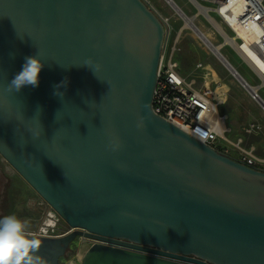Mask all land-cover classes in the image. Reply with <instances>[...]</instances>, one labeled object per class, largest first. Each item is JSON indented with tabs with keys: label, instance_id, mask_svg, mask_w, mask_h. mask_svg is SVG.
<instances>
[{
	"label": "water",
	"instance_id": "95a60500",
	"mask_svg": "<svg viewBox=\"0 0 264 264\" xmlns=\"http://www.w3.org/2000/svg\"><path fill=\"white\" fill-rule=\"evenodd\" d=\"M167 37L145 0H0V154L71 227L34 234L48 264L77 236L80 264H264V171L151 109ZM36 55L39 86L8 92Z\"/></svg>",
	"mask_w": 264,
	"mask_h": 264
},
{
	"label": "rangeland",
	"instance_id": "374dc122",
	"mask_svg": "<svg viewBox=\"0 0 264 264\" xmlns=\"http://www.w3.org/2000/svg\"><path fill=\"white\" fill-rule=\"evenodd\" d=\"M145 1L163 19L168 27L165 50L166 52L174 51V59L178 63L182 76L188 82L193 83V86L199 90L206 87L213 89L218 82H222L223 92L226 94L223 95L218 91L219 94L214 98H226L225 96L228 95V98L236 99L248 111L251 120L250 124L258 131V133H255L250 125L246 127L233 126L230 138H242V144L246 149L251 148L256 155L264 156V112L258 102L251 98V94L220 64L190 29L181 30L183 20L174 8L164 0ZM174 1L183 10L182 12L189 16L198 12L189 0ZM211 16L226 29L230 36L235 35L217 16L213 13H211ZM195 20L204 31L212 33V40L215 43L224 41L219 31L206 20L202 13L198 12ZM222 53L227 56L239 74L249 84L260 82L253 71L244 64L242 59L228 44L223 46ZM260 94L264 98V88L261 89ZM252 143L258 145L256 150L251 147ZM50 213L54 215L52 219L56 222L54 226L49 225L48 234L50 236H59L71 229L67 222L0 154V217L10 214L15 215L27 222V231L37 235L40 228L48 224L47 219ZM88 239L90 240V238L84 236H77L69 244L60 262L66 264L71 260H77L76 256L81 242Z\"/></svg>",
	"mask_w": 264,
	"mask_h": 264
},
{
	"label": "built area",
	"instance_id": "2783aa9c",
	"mask_svg": "<svg viewBox=\"0 0 264 264\" xmlns=\"http://www.w3.org/2000/svg\"><path fill=\"white\" fill-rule=\"evenodd\" d=\"M189 1L198 12V5L206 8L202 14L207 21L210 22L211 13L217 16L235 34L237 44L247 43L264 62V0ZM240 32L243 33V37L239 35ZM228 45L240 56L231 44ZM240 58L252 70L257 71L241 56ZM260 74L264 75V71ZM254 91L251 97L256 101L260 96L256 90ZM211 94V90L199 91L193 83L188 82L179 71L174 51L166 52L164 48L156 73L151 100L152 111L216 151L232 157L247 167L264 171V158L256 155L251 148L246 149L241 138L232 140L220 135L229 132L230 127L224 123L222 114L221 124L219 127L216 126L213 104H218L219 101L213 103L210 99ZM260 107L264 112V106ZM250 126L253 129V125ZM49 228V225H44L37 235L50 236ZM78 262L81 263V260Z\"/></svg>",
	"mask_w": 264,
	"mask_h": 264
},
{
	"label": "clouds",
	"instance_id": "9594fccd",
	"mask_svg": "<svg viewBox=\"0 0 264 264\" xmlns=\"http://www.w3.org/2000/svg\"><path fill=\"white\" fill-rule=\"evenodd\" d=\"M93 63L89 58L84 65L91 69ZM44 66L38 55L26 57L21 71L8 83L7 91L17 93L25 86L38 87L39 74ZM99 68L100 65L95 64V69L99 70ZM65 82L62 81L61 84L54 86L56 89L54 95L59 96V88ZM35 135L39 136L40 132ZM110 146L114 149L120 147L116 141H113ZM27 228V222L15 215L0 217V264H48L47 260L39 255L42 246L41 239L27 231Z\"/></svg>",
	"mask_w": 264,
	"mask_h": 264
},
{
	"label": "bare ground",
	"instance_id": "6f19581e",
	"mask_svg": "<svg viewBox=\"0 0 264 264\" xmlns=\"http://www.w3.org/2000/svg\"><path fill=\"white\" fill-rule=\"evenodd\" d=\"M167 4H169L172 8L173 5L168 0H164ZM174 3L175 1L172 0ZM176 4V3H175ZM177 5V4H176ZM181 10V9H180ZM198 10L200 13H205L206 8L201 7L198 5ZM183 11V10H181ZM184 13V12H183ZM198 16V12L194 15H187L184 13V15L180 13V17L183 20V26L181 30L183 29H190L194 35L203 43L206 49L210 51V53L220 62V64L233 76L235 75L230 71V69L221 61L219 54H221L227 62L237 71V69L234 67V65L229 61L227 56H225L222 53V48L225 44H231L236 51L240 54V56L248 62L250 65L253 66L255 70H257L259 73L261 71H264V62L262 61L261 57L258 55V53L250 46L247 45V43H244L242 45L237 44L235 37L230 36L226 29L218 23L214 18L210 17V23L219 31V33L222 35L224 41L222 43H215L214 40H212V33L204 31L201 27L198 26V24L195 22L196 17ZM195 27L198 29L197 32L195 30ZM242 37L244 36L242 32L239 33ZM247 40V37H245ZM251 66V67H252ZM258 73V74H259ZM236 78V77H235ZM238 81V80H237ZM239 82V81H238ZM247 82V81H246ZM240 83V82H239ZM264 83V81H263ZM240 85L245 88L241 83ZM252 87V86H251ZM254 90H256V87H252ZM257 101V100H256ZM259 104V103H258ZM260 105V104H259ZM213 108L215 110L214 118L216 119V126L219 127L221 124V116L219 113H222L228 120L229 123H238L242 124L243 121H246L249 118L248 111L234 98H228L227 101H220L219 104H213ZM47 225L54 226L56 222L52 219L54 215L50 213L48 215ZM91 240V239H90ZM89 239L87 241L81 242L78 253L76 258L78 260H83V257L85 254L90 250V248L93 245V241H90ZM78 260H71L67 264H80Z\"/></svg>",
	"mask_w": 264,
	"mask_h": 264
},
{
	"label": "crops",
	"instance_id": "0c3cea01",
	"mask_svg": "<svg viewBox=\"0 0 264 264\" xmlns=\"http://www.w3.org/2000/svg\"><path fill=\"white\" fill-rule=\"evenodd\" d=\"M236 53V52H235ZM238 55V54H237ZM239 56V55H238ZM240 57V56H239ZM243 61V60H242ZM244 62V61H243ZM244 64H246L245 62H244ZM247 65V64H246ZM248 66V65H247ZM249 67V66H248ZM250 68V67H249ZM251 69V68H250ZM252 70V69H251ZM253 71V73L255 74V76L259 79V83H255L254 81V83L253 84H249L248 82V84L250 85V86H252V87H256L257 89H256V91H257V93H258V95L260 96V98L264 101V98L261 96V94H260V92H261V89H263L264 88V83H263V81H264V75H262V74H260L259 72H257V71H254V70H252ZM239 73V72H238ZM259 73V74H258ZM243 77V76H242ZM244 78V77H243ZM245 79V78H244ZM246 81V80H245ZM197 89V88H196ZM199 90V89H198ZM204 90H211L212 91V94L210 95V99L213 101V103H215V102H217V101H219V103H220V101H227L228 100V95L227 96H225L226 98H221V97H216V98H214L217 94H219L218 93V91L221 93V94H223V95H225L226 93H224L223 91H224V88H223V83L222 82H218L216 85H215V87L213 88V89H209V88H205V89H202V90H199V91H204ZM252 98V97H251ZM218 103V104H219ZM260 106V105H259ZM220 115L222 114V113H219ZM223 115V114H222ZM250 116H249V118L246 120V121H243L242 122V124H238V123H236V122H234V123H229L228 122V120H227V118L224 116V123L225 124H227L228 125V127H230V131L229 132H226V133H220V135H222V136H227V137H229L230 138V134L232 133V128H233V126H242V127H246L247 125H250ZM246 129V128H245ZM254 129V128H253ZM246 131V130H245ZM254 132L256 133H258V131L257 130H255L254 129ZM231 139V138H230ZM236 139H238V138H236ZM236 139H232V140H236ZM242 139V138H241ZM257 144L256 143H252V148L253 149H255L256 150V148H257ZM259 157H262V158H264V156H259Z\"/></svg>",
	"mask_w": 264,
	"mask_h": 264
},
{
	"label": "flooded vegetation",
	"instance_id": "af4514ba",
	"mask_svg": "<svg viewBox=\"0 0 264 264\" xmlns=\"http://www.w3.org/2000/svg\"><path fill=\"white\" fill-rule=\"evenodd\" d=\"M91 240H92V239H91ZM92 241L96 242L97 240H94V239H93Z\"/></svg>",
	"mask_w": 264,
	"mask_h": 264
}]
</instances>
